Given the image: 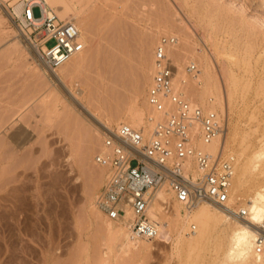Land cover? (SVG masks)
I'll return each mask as SVG.
<instances>
[{
    "label": "rangeland",
    "instance_id": "374dc122",
    "mask_svg": "<svg viewBox=\"0 0 264 264\" xmlns=\"http://www.w3.org/2000/svg\"><path fill=\"white\" fill-rule=\"evenodd\" d=\"M8 4L11 8H15V4L11 1ZM111 4L112 7H110ZM119 5H116L113 0L110 2L98 0L93 4L89 2L86 6L87 16H89L86 27L88 25V27L95 28V30L87 28V32L90 34V36L88 35L87 55H91V57L89 56L90 61L70 80L68 84L70 91L60 80L53 79L56 81L53 82L52 76L47 77V80L44 79V81L43 77L37 76L40 74L37 64H41L26 42L20 41L21 55L20 52L18 54L8 52H12L15 41L14 34L20 30L9 14L0 8V86L4 87L6 85L3 93L1 91L3 88H0L2 93H0V104L16 99L17 96H20V99L15 100L16 105L21 104V102L23 104L24 101L27 102L24 103V107L27 106L25 108L29 118L24 128L29 137L22 151L25 149L26 152L32 149L30 151L32 154L36 156L40 154L38 158L41 157V160L35 157L34 162L31 159L33 156L31 157L30 152H26L31 157L27 159L30 162L26 161V163L28 162V165L31 163L34 168L32 165L31 167L28 166L30 169L25 172L28 176L27 174L23 175L25 177L21 176L20 180L31 177L27 180L23 179L26 182H31V179L41 181L43 178L48 180L51 176L53 177L51 169L50 174V171L45 170V172H48L47 175L45 174V177L42 178L39 177L44 171L39 170L37 166L46 159L47 162H50L57 152H59L57 156L61 155V158L56 159L57 157H55L58 163L54 162L55 165L51 167L53 172L55 167L56 170L59 169V163L67 171L64 175L65 179H63L65 182L58 184L56 189L53 188L51 198L47 196V190L40 191L43 192V195L41 194L38 202L42 203L43 207L39 204L36 209L24 211L19 215L16 214V217L13 208L10 209L12 213H6L10 207H4L2 206L4 203H0L2 210L4 208L3 213H0V216L3 214L0 220V264H63L65 260L68 262L67 259L71 257V253L81 252L83 250L81 248L85 244L89 246L90 254L93 257L90 256V264L97 263V261L96 263L94 261L99 259L103 235L108 228L106 223L112 226L119 223L118 220H109L95 206V197L105 184L107 168L99 166L95 162L96 156L93 155L103 145L102 138L107 130L117 125V123H112L111 128L107 129L101 119L104 116L106 117L107 112L122 109L128 98L139 88V91L143 90L142 93L140 91L139 101L145 100L146 91L154 73L153 71L152 74L145 75V78L141 79L146 64L145 59L149 53L153 56L155 45L160 37L174 36L178 40L173 35L174 31L168 29L171 25L169 23L177 19L176 13L183 14L184 12V14L190 15L189 17L197 27L198 36L189 40L196 43L199 52L204 55H207V49H212L213 55L216 56L213 57L217 67L220 68L222 62L232 82H236L237 91L233 111H229L226 118L224 111L216 105V112L220 113L226 120L228 119L227 128L235 124L241 134L246 135V144L239 149L229 146L223 150L224 154L231 155L234 158L235 171L237 152L244 151V157L252 156V161L249 164L251 170L247 176L246 184L243 185L245 191L251 188L256 181L264 179V176H262L264 175V157L254 156L255 153L264 152V149H261L264 146V0H123L122 7ZM116 8L119 9L115 10ZM34 15H38L37 10L34 11ZM155 25L160 27L159 35H153L150 32V28ZM164 29L165 31H163ZM91 30L92 33H90ZM150 41L151 44L149 45ZM89 43H93L92 45L96 47L94 46L93 49ZM52 45L53 42H50L48 47ZM167 55L170 56L171 63L175 64L174 66L177 68L172 53ZM184 58L178 59L180 60L178 64L186 70L190 61L187 57ZM147 76L149 79H147ZM188 76L191 77L192 74L189 73ZM138 82H141V84H138ZM71 91L72 95L69 94ZM3 97L7 99H3ZM195 106L205 109L200 105ZM70 116L77 120V122L74 121L77 126L67 128ZM80 121L83 122L84 127ZM88 127L89 129L96 128L98 131L99 142L97 145L88 144L90 140L88 134L82 132L84 129L89 130ZM72 142H77V147L82 153L72 154L73 148L70 147ZM43 147H46L44 153L36 151L34 153V148L39 151ZM42 154L43 156H41ZM26 163L23 162L21 165L24 166ZM253 165H257V168L254 169ZM23 166L18 167L15 172L24 171ZM71 166L72 171L69 170ZM31 168L33 172L29 171H32ZM2 171L3 166L0 172ZM98 172L100 175L97 174ZM97 175L99 178L95 179ZM0 180L2 181V178ZM93 180L94 184L91 186ZM67 181L69 183H66ZM163 189L171 193L166 188ZM230 193L231 190L229 198ZM238 199L235 198V201H232L233 203L228 206L235 210L245 208L242 204L243 201ZM49 200L51 204H47ZM32 203H34V200ZM176 203L182 212L185 211L177 200ZM45 208H50L51 211L49 209L47 211ZM47 212L50 213L47 214ZM4 220L5 224H3ZM9 222L12 226L9 224L6 227ZM70 225L75 226V244L70 246V250L63 252L61 259H56L57 257H54L52 252L53 246L59 243L61 231L67 229V226L70 228ZM188 231H190V228H188ZM215 232L216 234H223L220 230H215ZM129 233L131 234V232ZM116 241L114 239L109 243V251L107 250L109 260L106 264H216L213 244L204 248L205 250L202 248L203 251L200 249L201 252L197 250L198 253H196L195 251L196 256L192 257L190 255V257L183 245H180V247L179 244L176 245L175 236L169 242L160 239L154 240L149 251H131L125 254L121 253L120 243ZM79 243L80 245H78ZM96 247H98V250ZM96 257L97 259H94ZM76 258H72L68 263L70 261L74 263L78 260V257Z\"/></svg>",
    "mask_w": 264,
    "mask_h": 264
},
{
    "label": "bare ground",
    "instance_id": "6f19581e",
    "mask_svg": "<svg viewBox=\"0 0 264 264\" xmlns=\"http://www.w3.org/2000/svg\"><path fill=\"white\" fill-rule=\"evenodd\" d=\"M8 1H11V3L15 4L16 13L20 14V12L22 11V4H20L19 0H8ZM102 1L110 2L112 0H102ZM113 1L116 5L120 4L122 7L123 0H113ZM45 2H47V4L56 11V13L61 19L73 21L77 25V27L81 31V41L83 43L84 49L79 54L73 56L69 61L61 65L59 68H57L54 72H48L41 65L37 64V69L40 72V74H38L37 76L39 77L40 75L41 77H43V81L44 79L47 80V77L52 76L51 78L52 80L53 79L60 80L63 84H65L67 89H69L70 91V86L68 85L70 80L73 78V76L78 71H80L90 61L91 55H89L90 57L87 55V48L89 46L88 45V35L90 36V34H88L87 32V28H92L94 30L95 28L91 26L88 27V25L86 27V21L89 17L87 16L88 14H87L86 6H88L89 2H92L93 4L94 2H98V0H45ZM110 7H112V4ZM119 8H116L115 10ZM176 14L178 16L177 19L169 23V25L170 24L171 25L169 26L168 29H170V31H174L173 35H175L178 38V40L176 39V42L172 45L174 48L171 46L167 50V54L172 53V55L175 58L174 60H176V64H177V68H175L176 67L174 66L175 64L171 63L173 65V78H172L173 91L176 92L175 95H178L182 100L187 101L192 106L200 105L204 107L205 109H211V110L216 111V105H218L222 109V111H224V114L227 118L229 111H231L233 107L235 106L234 101H235V96H236V91H237L236 82L235 81L232 82V79H230L229 75L225 71V65H223L222 62L220 64L221 65L220 68L217 67V64L214 61V57H213L215 56L213 55L214 52L211 51L212 49L211 50H209L210 48L207 49L206 51L207 55H204L203 53L199 52V48L196 47L197 46L196 43L191 42L189 40L192 37L198 36L197 27L193 23L192 19L189 17L190 15L184 14V12L183 14L182 13L181 14L176 13ZM161 27H162V23H161ZM150 30H151L150 32H152L153 35H157L160 32V27H157L155 25L154 27L150 28ZM163 31H165V29ZM90 33H92V30ZM201 37H202V34H201ZM13 38L15 40L12 46L13 50H11L12 52L10 51L8 52L10 54L11 53L18 54L20 52L19 54L21 55L22 51L20 50V46H21L20 41L22 40L26 42V44H28L27 38L25 37L24 33L21 31H19L18 33H15ZM89 44L93 47V49L96 47L95 45L94 47L91 43ZM150 44H151V41L149 42V45ZM89 49L91 50V48ZM31 50L33 51L35 56H37L36 51L32 47H31ZM182 57H185V58L187 57L190 63L195 64L197 66V70L194 71L193 73L192 72L190 73L192 74L191 77L188 76L189 72H187V70H184L182 66L178 64V62L180 61L178 59H181ZM145 60H146V64L144 65L145 67H144L143 78L141 79H144L145 75H148L150 73L152 74L154 71L153 70L154 69V52H153V56L150 55L149 53V55L147 56ZM147 79H149L148 76H147ZM53 82H56V81L53 80ZM138 84H141V82H138ZM138 86H141V85H138ZM4 87L0 86V88H3L1 89L2 93H3ZM139 89L133 92V95L130 96V98H128V101L122 107V109H119V110L116 109L114 112L113 111H110L109 113L107 112L106 117L104 116V118L101 119L105 128L107 129L111 128L112 123H117V124L125 123L135 129L141 130L144 137L154 136L153 132L155 131V128L159 124H161V122L163 121V113L154 110V108L150 106L146 95H145L144 101L143 100L142 102L139 101V95L143 91V90L142 91L140 90L141 91L140 93ZM6 93L8 94L9 92H6ZM12 93L14 94L15 91ZM69 94L72 95L73 94L72 91L71 93L69 92ZM5 97H3V99L8 98V97L7 98ZM18 98L20 99V96H17L16 99H12L9 102H2V104H0V170L2 169V166H3V171L0 172V179L2 178V181L0 180L1 181L0 182V203L3 202L4 204L2 206L4 207H7V206L10 207L9 211L7 210L6 213H12L11 208H13V212L16 217L17 215H19V213L22 214L24 211H30V210L36 209L37 207H39L38 206L39 204L42 206V203L38 202L41 194L47 190L46 192L47 196L48 197L50 196L51 198V194H53L52 193L53 188L56 189L58 184H60L61 182H65L63 181V179H65L64 175L67 172L66 170H64V168L61 166L60 163H59V169L56 170L57 168L55 167L54 168L55 171L53 172L51 167L55 165L54 162L56 163L58 161L56 159H58V157L61 156V155L57 156L59 154V152H57L58 154L56 153V156L53 157L54 158L53 161H52L53 158L51 159L50 162H47L46 161L47 159H46V160H43L44 162L41 161L40 165L37 166L39 170L44 171L43 173L44 175L42 174L43 176L41 175L39 177L41 178L45 177V174L47 175L50 169L53 173V177L51 176V178L48 180L47 179L44 180L43 178V180L41 181L40 180L38 181L37 179H34V180L31 179V182L33 183H31L30 181H27L28 182L27 183L26 181L23 180V179L27 180V178H31V177L22 178L21 179L22 181L20 180V177L23 175H26L27 174V173L25 174L26 170L30 169L29 167H31L32 165L31 163H29L28 165V162H30V160H27L29 159L30 154H31V157L32 156L34 157V158L33 157L32 158L30 157V158L34 160L35 157L38 158V156L40 155L38 154L39 152L40 153L45 152L44 150L46 149V147L45 148L43 147L42 149L43 151L42 150L37 151L34 148L33 149L34 153L35 151L38 152L36 153L38 154L37 156L35 154H32V152H30L32 149L30 150L27 149L28 151H26V152H30V154L26 153L24 151L25 149L22 151V148H24V145L27 142L26 140L29 137L28 136L29 134L26 132V129L24 128L26 126V122L28 121L29 115L27 116L28 113H26L27 109L25 107L27 106L24 107L25 105L24 103H27V102L24 101L23 104L21 102V104L16 105L15 100H17ZM93 115L96 116L95 113H93ZM71 116H70L68 123L66 120L67 128L69 127L71 128L72 126L74 127L77 126V123L75 124L77 120L73 119L74 117L72 118ZM80 123L83 125V122L80 121ZM198 128H199L198 125H193L190 128V137L192 140V144L195 147L200 148L206 152L215 153L218 149L225 150L229 146H231V148L237 147L239 149V148H243V146L246 144V135L245 134L242 135L238 127L235 124H232L230 128H227L225 133H223L222 135H219L218 137H216L213 141H211L208 144L202 143L201 140H195V136L198 132ZM86 129H84L83 131L81 130V131L84 132V134L85 132L88 134V138L90 139L89 140L90 143L88 142V144H91L92 146L97 145V143L99 142V133L96 130V128L89 129L88 127L89 130L87 131ZM77 146H78L77 142L76 143L72 142V145L70 147L75 149V150L72 149V152H73L72 154L82 153L79 151L78 149L79 147ZM55 149L57 148L55 147ZM261 149H264V146H262ZM76 150H78L79 152ZM80 150H81V145H80ZM104 150L105 149L102 145L100 150L99 151L97 150L98 152L96 151L97 153L93 156H96V157L100 156L101 154L104 153ZM41 156H43V154ZM254 156L264 157V152L258 153V154L255 153ZM55 157L57 158L55 159ZM96 157H95V160H96ZM40 158L41 157H39L38 159L41 160ZM251 158L252 156L244 157V151L237 152V159H236L237 165H235L236 171L234 170V177L231 183V188H230L231 193H230V198L228 202V205H230L233 203L232 201H235V198L236 199L239 198L238 200H242L243 201L242 204L245 207L244 209L247 210V212L249 213V216L247 219H240V220L233 219L232 221V217H230L227 213H224L225 211L223 208L215 204L209 203V202L198 203L191 210L184 208L185 211L182 212L179 205L176 203V199L173 197L172 192L171 193L166 192V190H164L163 189L164 187H163V188L157 189L154 192L152 203L147 208V216L151 221L155 223L157 230H158V234L156 238L153 240L135 238L132 234L129 233L130 232L129 226L132 220V215H131L130 208L127 207L125 208V215L118 217L119 223H117L114 226L106 223V226L108 228H107L106 233L103 235V240L101 243L102 247L100 249L101 252H99L100 255L96 254L97 256L99 255L98 256L99 259H97V257L94 258V259H97L94 261V263H96V261H97L96 264H106V262H108L109 243H111L114 239L117 240L116 241L117 243L119 241L120 243L119 249L121 253L125 254L131 251H144V252L149 251L150 248L152 247V242L154 240L160 239V240L169 242L175 236V239L177 240L176 245L179 244V247L180 245H183L188 255L189 256L191 255L192 257L196 256L195 255L196 253L201 252L202 248L203 250H205L204 248H207V246L209 247L211 244H213V247H214L213 251L216 256L215 258L216 264H264V253L257 254L254 250L255 230H256L257 224L262 219H264V179H260L256 181L252 185V187L247 189L246 191L243 189V185L246 184L247 176L251 170V167L249 166L250 162L252 161ZM255 159H259V158H255ZM26 161L28 162L26 163ZM23 162L26 163L24 164V166L21 165ZM22 166L25 169L24 171L20 169L22 172L20 173H18V171L15 172V170L18 167H22ZM191 167H192L191 158H188L184 164V169L187 171ZM252 167L256 169L257 165H253ZM45 170H48V172L47 171L45 172ZM69 170L72 171V166ZM29 171L33 172V169L32 171L31 170ZM51 171L49 172V174L51 173ZM97 174L100 175L99 172ZM98 175L95 176V179L99 178ZM235 175H236V180H235ZM66 183H69V182L67 181ZM93 184H94V180L92 181L91 186H93ZM40 191H43V192L41 193ZM31 200L32 201L34 200V203H32ZM50 200L49 202H47V204H51ZM52 201H53V198H52ZM47 207H50V206L47 205ZM50 208L48 209L50 210ZM167 208H170V209L167 210ZM0 210H1L0 213H3L4 208L2 210V207H0ZM39 210L40 208L38 209V211ZM48 213L50 212H47V214ZM2 215L3 214H1L0 216V220L2 219ZM23 215H22V219H23ZM25 216H28V215H25ZM25 220L27 221V219ZM6 222H7V218H6ZM3 224H5V220ZM9 224L10 222L7 224L6 227H8ZM23 224L21 225L23 226ZM66 228L67 229L65 230L63 229L61 231V234H60L61 239L58 241L59 243L53 246L52 252H53L54 257H57L56 259H59L60 257H62L63 252L70 250V246L75 244V240H74L75 226L72 225L70 228H68L67 226ZM188 228H190V231H188ZM215 230H220L223 232V234H216ZM223 230H226V231H223ZM78 245H80V243ZM97 248L98 247H96V249ZM89 249H90L89 246L85 244V246L81 248L82 250L81 252L78 251L79 250L78 248L77 250L78 252L70 254L72 258L77 259L76 257H78L77 261H75L74 263L70 261V263H68L69 260L72 259L71 257L68 256L69 257L68 259L65 257L68 262H66L65 260L66 263L65 262L64 263L65 264H90L92 254H90ZM195 251L196 253H194Z\"/></svg>",
    "mask_w": 264,
    "mask_h": 264
},
{
    "label": "built area",
    "instance_id": "2783aa9c",
    "mask_svg": "<svg viewBox=\"0 0 264 264\" xmlns=\"http://www.w3.org/2000/svg\"><path fill=\"white\" fill-rule=\"evenodd\" d=\"M8 2L0 0V8L16 22L46 71L54 72L84 49L77 25L61 19L45 0H19L20 14ZM50 42L53 45L48 47ZM175 42L173 36H162L154 48V74L146 96L150 106L163 113L154 136L144 137L141 130L117 124L105 133L104 153L95 160L107 168L105 184L95 197L96 207L112 221L130 208V232L135 238L146 240H153L158 234L155 223L147 216V208L154 192L163 187L185 209L209 202L223 208L233 219L249 216L244 208L235 210L228 206L234 158L222 149L210 153L192 144L193 125L199 127L195 140L208 144L226 132L227 121L220 113L192 106L175 95L173 65L167 57L168 48ZM186 70L193 73L197 66L189 63ZM188 158L192 167L186 171L184 164ZM254 243L255 252L264 253V219L257 224Z\"/></svg>",
    "mask_w": 264,
    "mask_h": 264
}]
</instances>
